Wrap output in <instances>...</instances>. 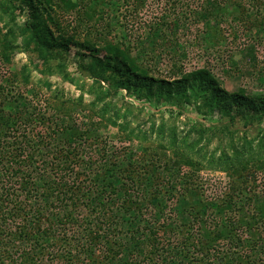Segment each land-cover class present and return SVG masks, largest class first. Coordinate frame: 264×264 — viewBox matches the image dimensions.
Instances as JSON below:
<instances>
[{
	"label": "trees",
	"instance_id": "obj_1",
	"mask_svg": "<svg viewBox=\"0 0 264 264\" xmlns=\"http://www.w3.org/2000/svg\"><path fill=\"white\" fill-rule=\"evenodd\" d=\"M170 1L162 5L170 3L176 16L186 13L184 5L189 4L184 0ZM149 2L0 0V59L9 64L14 52H22L32 63L14 73L16 82L29 84L34 68L77 83L67 71L66 53L73 46L85 49L81 57L89 60L82 59L79 70L94 81L87 90L79 86L94 95L90 104L82 96L72 100L88 113L83 128L65 123V117H72L70 99L58 98L51 114L30 112L18 105L17 95L4 94L6 88L0 86V264H264V192L250 186L254 173L264 170V92H228L205 67L185 72L187 53L171 38L180 14L172 21L152 22L148 41L141 40L146 52L172 53L169 76L151 74L126 45V26L119 19L121 8L123 16L136 17ZM204 5L193 12L206 38L219 42L226 21L245 29L264 27V0H204ZM25 9L29 18L20 26L16 12ZM72 12L79 27L70 33L65 17ZM116 12L115 24L125 40L112 36L111 14ZM84 22L93 23L101 46L77 38ZM13 79L5 78L6 84ZM120 92L140 109L156 101L177 109L194 105L205 120L216 112L230 125L242 119L260 137L255 144L245 135L239 144H231L232 154L216 156L200 143L210 131L220 133L218 137L233 134L230 125L217 128L199 120L192 129L199 134L194 146L176 128L158 129L156 140L165 147L167 142L169 157L156 151L151 157L143 150H112L96 136L100 124L117 127L125 143L152 138L145 128L131 125L130 108L123 111L113 102ZM87 139L90 147L82 144ZM95 144L98 150L92 149ZM45 149L49 151L41 153ZM203 170L229 176L222 198L208 197L205 182L199 184Z\"/></svg>",
	"mask_w": 264,
	"mask_h": 264
},
{
	"label": "rangeland",
	"instance_id": "obj_2",
	"mask_svg": "<svg viewBox=\"0 0 264 264\" xmlns=\"http://www.w3.org/2000/svg\"><path fill=\"white\" fill-rule=\"evenodd\" d=\"M123 1V0H122ZM162 1L165 0H150L148 7L139 12L136 17L131 16V14L122 15L125 12L124 8H121L120 18L119 13H106L111 14L114 21L112 27V36L116 35V41H120L124 31L122 30L118 22L126 29V35L128 39L126 40L127 46L132 48V54L139 57L140 63L148 67L151 74L158 77H167L171 73L172 69V53H165L161 50L162 54L154 53L152 50L146 52L144 49V43L141 40L148 41L146 38L149 35L148 26L154 21H161L163 18H167L168 21L174 20L179 14L182 17L179 27H176L175 33L171 35V38L177 39L183 46L187 53V58L184 59L182 66L185 72L198 69L207 68L212 72L214 77L218 80L221 87H223L228 92H238L241 89L249 95H258L264 92V27L256 26L250 29H245L242 25L234 22H223L221 25L220 36L221 40L217 42L214 37L211 38L209 35L206 38L204 34V26L201 21H198L195 11V7L198 8L204 5V0H184V10L186 13L180 12L176 16L175 9L170 7V3L162 5ZM170 1V0H169ZM172 2L174 0H171ZM170 1V2H171ZM171 2V3H172ZM179 3V2H178ZM179 5H181L179 3ZM193 6V7H190ZM114 12V11H113ZM17 22L20 26H23L29 18V11L25 9L23 11H17ZM264 17V11L261 14ZM117 16V20L114 19ZM123 16V17H122ZM76 13H68L66 15V23L70 24L69 32L77 28L78 20L75 19ZM230 18V17H228ZM229 20V19H227ZM167 21V22H168ZM83 28L79 30L78 39H90L94 41L97 46L102 44L99 41V32L97 29L92 28L87 22L83 23ZM87 24V25H86ZM64 25H66L64 23ZM99 28H102L100 25ZM82 30V31H81ZM171 34V33H170ZM123 40L124 37H122ZM205 39V40H204ZM85 49L73 46L66 53V61L68 64L67 71L75 78L76 82H70L62 78L61 75H49L43 74L39 70L32 69L30 73V83L24 85L22 82H16L13 79L14 73H21L22 67L25 64H31V58L26 53L14 52L12 56V62L9 64L4 63L0 59V86L5 87L4 94L10 92L13 95H17L19 98V104L22 108L23 105L27 106V109L32 111H38L39 113L53 112V106L59 103L60 99H70L68 105L72 106V117H65L67 125H75L78 128H83L88 125L89 120L86 115V111L81 109L75 104L76 99L80 96L84 99V104H90L93 101L94 95L86 92V90L94 83L93 79L86 76L79 70V63L82 61L81 53H84ZM145 52V55H144ZM84 61H88V56H84ZM11 78L14 80L11 85L6 84L5 78ZM80 85L85 86V91L79 89ZM106 87V86H105ZM27 88V89H26ZM38 93V97L32 95V93ZM124 92L118 93L113 96V102L122 110L130 108L132 111L129 114V118L132 122V126L140 125V127L145 128L149 132L152 138L146 143L141 142L138 138L132 140V142H123L120 138L123 137V133L118 130L117 127L112 125H105V123L100 124L99 128H95L96 136L101 140L102 145L111 146L110 149H118L119 151H129L137 150L141 153L142 150L147 153V156L153 157L157 153H166L167 157L171 155L170 147H168L167 142L164 141L166 147L161 145L158 138V129L161 126L167 128H176L177 133L180 137L188 136V141L192 146L195 145L199 138L198 132L193 129V125L197 121H202L207 124L217 125V128L224 127L227 124L224 117L216 112L212 115H208L206 120L201 117L199 112L196 111L194 105L184 106L181 109H177V105H169L166 102L162 104H157L156 101L145 102L143 106L140 101L136 100L135 105L141 106L140 108L132 107L128 104V99H124ZM48 98V101L46 100ZM74 99V101H72ZM135 100V99H131ZM130 100V101H131ZM49 102V103H48ZM88 114V113H87ZM96 120V119H95ZM154 124L155 127L151 128ZM221 124H226L222 126ZM221 125V126H220ZM264 126V123H263ZM230 132L218 137L220 133L216 131L207 132L205 134L206 139L201 141V146L210 153H214L216 156L222 154L226 151L230 154L233 153L231 144H239L242 142L243 137L246 135L249 139H255V144H257L258 138L260 137L255 129H248L245 127V121L238 119L230 125ZM187 134V135H186ZM189 134V135H188ZM88 142V143H87ZM91 140L87 139L82 142L86 147L90 144ZM93 150H98V145H94ZM149 147L146 149V147ZM49 150L45 149L41 153H47ZM209 153V154H210ZM255 176L250 178V186L253 188L254 192H264V170L254 173ZM201 175L199 179V184L205 182V190L208 197L217 199L219 196L222 198L225 192L230 186L229 176L222 171L217 170H203L199 174ZM202 178V179H201ZM249 181V179H248ZM245 192V190H244ZM244 231V230H243Z\"/></svg>",
	"mask_w": 264,
	"mask_h": 264
}]
</instances>
